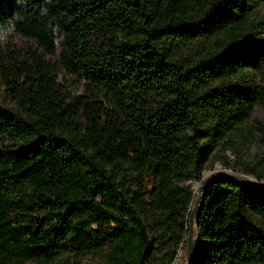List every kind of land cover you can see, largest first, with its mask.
<instances>
[{
	"label": "trees",
	"instance_id": "obj_1",
	"mask_svg": "<svg viewBox=\"0 0 264 264\" xmlns=\"http://www.w3.org/2000/svg\"><path fill=\"white\" fill-rule=\"evenodd\" d=\"M0 30V264H170L187 180L264 110V0H0ZM192 264H264L263 187L208 183Z\"/></svg>",
	"mask_w": 264,
	"mask_h": 264
},
{
	"label": "rangeland",
	"instance_id": "obj_2",
	"mask_svg": "<svg viewBox=\"0 0 264 264\" xmlns=\"http://www.w3.org/2000/svg\"><path fill=\"white\" fill-rule=\"evenodd\" d=\"M7 40H12L18 44L27 43L24 39L19 38L15 34H11L10 30H0V45ZM259 124H264V110L256 108L237 131L231 135V141L225 148H215L204 161L202 169V180L201 182L210 175L218 173H234L240 174L245 177H252L248 174L243 173L240 168L243 166L253 167L256 170L264 169V141L261 137V131ZM254 179V178H250ZM130 181H133V177H130ZM261 181H264L262 179ZM154 175L147 174L143 178V185L146 191H149L153 186ZM194 178L187 180V183L191 186L195 192L199 184L201 183ZM103 228L108 232L109 227L106 220L101 221ZM150 232L153 237L156 238V249L154 251L155 261L160 260L165 245V237L161 231L160 221L150 225ZM65 257L69 261L75 260V257L64 254L55 253L53 262L51 264H57ZM187 255L185 245L180 247L177 253V257L170 264H186Z\"/></svg>",
	"mask_w": 264,
	"mask_h": 264
},
{
	"label": "water",
	"instance_id": "obj_3",
	"mask_svg": "<svg viewBox=\"0 0 264 264\" xmlns=\"http://www.w3.org/2000/svg\"><path fill=\"white\" fill-rule=\"evenodd\" d=\"M251 176V175H250ZM218 177H229V178H234L240 182H243L245 184L251 185V186H261L264 188V182L263 181H258L255 177H245L240 174H234V173H218L215 175H210L206 177L197 187L196 192H195V197L193 200V204L191 206V210L188 215V229H187V237H186V255H187V261L186 264H192V259H193V236H194V215L197 211L198 204L200 197L202 195V192L208 185V183ZM250 178H254L253 180Z\"/></svg>",
	"mask_w": 264,
	"mask_h": 264
}]
</instances>
